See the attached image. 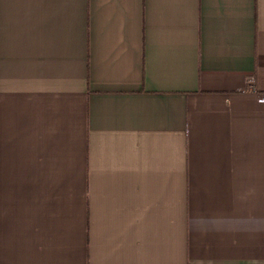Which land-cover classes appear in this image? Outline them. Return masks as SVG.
<instances>
[{"label":"crops","instance_id":"1","mask_svg":"<svg viewBox=\"0 0 264 264\" xmlns=\"http://www.w3.org/2000/svg\"><path fill=\"white\" fill-rule=\"evenodd\" d=\"M264 0H0V264H264Z\"/></svg>","mask_w":264,"mask_h":264},{"label":"built area","instance_id":"2","mask_svg":"<svg viewBox=\"0 0 264 264\" xmlns=\"http://www.w3.org/2000/svg\"><path fill=\"white\" fill-rule=\"evenodd\" d=\"M259 99L264 101V94H262Z\"/></svg>","mask_w":264,"mask_h":264}]
</instances>
